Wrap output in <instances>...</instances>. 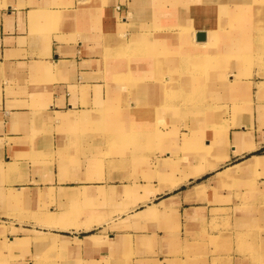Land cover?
<instances>
[{
    "label": "crops",
    "instance_id": "1",
    "mask_svg": "<svg viewBox=\"0 0 264 264\" xmlns=\"http://www.w3.org/2000/svg\"><path fill=\"white\" fill-rule=\"evenodd\" d=\"M221 1L0 0V198L17 206L24 195L56 196L59 209L49 208L45 225H59L63 236L78 238L76 248L82 251L105 244L110 250L131 247L134 260L147 256V264H153L184 244L195 245L197 238L207 241L218 218L214 214L232 208L222 202L228 192L220 183L264 171V112L255 105L239 114L235 127L227 133L222 129L217 153L206 139L200 163L207 166L199 175L177 173L175 182L167 176L169 169L164 172L176 159L175 145L165 146L164 132L156 141L141 143L142 167L135 178L133 144L125 142L123 156H115L118 147L100 140L95 119L101 112L96 103L106 97L110 64L105 59L109 61L110 38L118 36V18L129 30L127 40L139 33L174 39L180 31L173 28L152 33L128 27L132 20L150 19L170 25L178 20L175 6L184 9L187 2L182 16L206 28L215 21L214 5ZM80 118L92 124L76 123ZM108 149L112 156L106 157ZM253 159L260 166L236 168L222 177ZM1 217L16 229L33 228ZM98 229L106 230L109 241L96 236Z\"/></svg>",
    "mask_w": 264,
    "mask_h": 264
},
{
    "label": "rangeland",
    "instance_id": "2",
    "mask_svg": "<svg viewBox=\"0 0 264 264\" xmlns=\"http://www.w3.org/2000/svg\"><path fill=\"white\" fill-rule=\"evenodd\" d=\"M250 1L253 4L246 12L233 0L218 2L214 5L215 21L207 22L206 28L204 23L190 22L185 17L178 21L186 10L179 6L174 10L178 20L170 25L150 19L132 20L128 27L152 33L173 28L183 33L174 39L158 36L162 33L142 38L139 33L127 40L129 30L117 19L118 36L110 38L109 61L105 59L110 64L104 77L106 97L96 103L101 112L95 120L100 122V140L118 147L115 156H123L125 142L133 144L135 178L141 172L143 141H156L157 135L164 132L165 146H176L172 149L176 159L164 171L169 169L166 175L175 182L177 173L188 170L194 174L207 166L200 163L206 139L211 140L213 153H217L222 129L235 127L239 114L251 112L255 105L264 112V94L258 93L264 85V0ZM152 10L156 14L157 6ZM198 33L205 34L206 39L194 41ZM80 120L76 123L92 124ZM178 142L183 143L181 147ZM105 156L112 155L109 152ZM101 164L105 168L104 161ZM220 185L228 192L222 202L232 208L214 214L218 218L213 221V235L207 241L205 237L197 238L195 245L184 244L179 251L175 249L173 256L157 257L153 264H264V171L240 175ZM39 195L35 199L21 196L17 206L12 199L0 198V264L149 262L147 256L134 260L137 256L131 247L110 250L105 244L93 251L76 248L81 243L78 238L63 236L59 225H45L46 212L51 207L59 209L56 196ZM1 216L33 228L16 229L13 223L3 222ZM94 232L99 239L109 241L106 230ZM21 234L27 238L18 239Z\"/></svg>",
    "mask_w": 264,
    "mask_h": 264
},
{
    "label": "bare ground",
    "instance_id": "3",
    "mask_svg": "<svg viewBox=\"0 0 264 264\" xmlns=\"http://www.w3.org/2000/svg\"><path fill=\"white\" fill-rule=\"evenodd\" d=\"M233 3H236V4H240L243 8L241 9L243 12H246L247 11V9H250V6H252V1H250V0H233ZM184 5V9H186V7H188V3L187 2H185V4H183ZM160 11H162V9L160 8L159 9V12ZM180 11H182L181 9H180ZM261 11V10H260ZM151 12V11H150ZM152 12H154L153 10H152ZM237 12H239V11H237ZM183 19V16L182 15H180V18H179V20L178 21H181ZM238 29V28H237ZM118 30V29H117ZM172 30V29H171ZM183 33H180V34H178V36H180V35H182ZM236 35H240L239 33H235ZM250 34V32L247 34V35H249ZM213 35H217V34H215V33H213ZM219 35H221V34H219ZM204 36H205V34H204ZM219 38V37H218ZM206 38H204L203 40H198L197 39V37H196V40L197 41H204ZM125 46L127 47V44H125ZM264 90V85H262V86H260L259 87V91H263ZM133 110H135V109H133ZM225 133H227V131H228V127L226 126V128H225ZM258 164H260V161L259 160H251V161H248V162H246V163H244L243 165H240V166H237V167H232V168H229V169H227L224 173H222V177L223 178H225L226 176H228V175H230V174H234V171H235V169L236 168H242L243 170H252V169H255L257 166H260V165H258ZM195 175H199V172H195ZM174 186V185H173Z\"/></svg>",
    "mask_w": 264,
    "mask_h": 264
},
{
    "label": "water",
    "instance_id": "4",
    "mask_svg": "<svg viewBox=\"0 0 264 264\" xmlns=\"http://www.w3.org/2000/svg\"><path fill=\"white\" fill-rule=\"evenodd\" d=\"M205 38L204 34L198 33L197 34V39L198 40H203Z\"/></svg>",
    "mask_w": 264,
    "mask_h": 264
}]
</instances>
